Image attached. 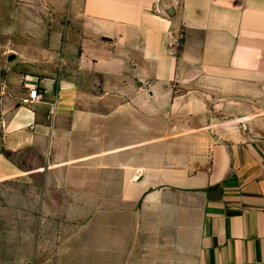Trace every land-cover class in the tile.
Returning a JSON list of instances; mask_svg holds the SVG:
<instances>
[{
  "label": "crops",
  "instance_id": "1",
  "mask_svg": "<svg viewBox=\"0 0 264 264\" xmlns=\"http://www.w3.org/2000/svg\"><path fill=\"white\" fill-rule=\"evenodd\" d=\"M0 51V264H264V0H0Z\"/></svg>",
  "mask_w": 264,
  "mask_h": 264
},
{
  "label": "rangeland",
  "instance_id": "2",
  "mask_svg": "<svg viewBox=\"0 0 264 264\" xmlns=\"http://www.w3.org/2000/svg\"><path fill=\"white\" fill-rule=\"evenodd\" d=\"M0 56L2 57L1 51H0ZM4 60L2 58H0V106H1V102L3 101V98H5L6 96H9V94L11 92L12 93L15 92V89L13 88L14 83L12 82V76H11L10 72H8L10 66L8 64L7 58H5ZM164 119L168 120V115H164ZM161 132H162V134H164L168 131L167 130H165V131L161 130ZM151 135H152V131L146 130V137H149ZM98 259L100 261H104L105 264H111L110 258H108V259L107 258H98ZM92 264H95V258L94 257H93ZM96 264H98L97 259H96Z\"/></svg>",
  "mask_w": 264,
  "mask_h": 264
},
{
  "label": "built area",
  "instance_id": "3",
  "mask_svg": "<svg viewBox=\"0 0 264 264\" xmlns=\"http://www.w3.org/2000/svg\"><path fill=\"white\" fill-rule=\"evenodd\" d=\"M43 99H44V95L37 88L30 89V92H29L30 101L34 102V101H40ZM54 107H55V104L53 103L51 105V112L54 111Z\"/></svg>",
  "mask_w": 264,
  "mask_h": 264
}]
</instances>
